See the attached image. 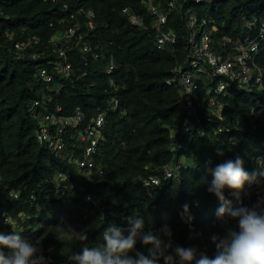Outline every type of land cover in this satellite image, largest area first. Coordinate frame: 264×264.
I'll return each instance as SVG.
<instances>
[{
  "label": "trees",
  "instance_id": "1",
  "mask_svg": "<svg viewBox=\"0 0 264 264\" xmlns=\"http://www.w3.org/2000/svg\"><path fill=\"white\" fill-rule=\"evenodd\" d=\"M148 1L0 0V233L15 229L29 242H39L45 257L51 255V264H74L69 256L80 252L85 243L58 240V226L86 231V243L92 246L102 242L103 231L112 224L127 234V220L136 214L143 218L145 233L167 225L173 247L194 246L213 257L216 247L211 237H223L228 228L237 227V221L217 218L219 201L208 191L212 171L239 156L245 170L253 173L252 159L264 160V47L255 60L261 85L248 94L231 89L224 98L223 119L201 122L208 128V136L170 138L169 129L183 121L176 86L165 84L175 60L169 52L155 48ZM79 8L95 14V28L82 25L81 29L80 43L91 50L68 51L71 72L66 77L54 69L58 58L53 41L64 34L70 15ZM192 9L199 18L216 23L213 50L217 54L221 37L244 35L245 24L253 15L264 20V0H205ZM130 14L142 18L144 27H132ZM170 27L176 30L180 55L186 48V28L180 21H173ZM28 35L36 36L38 42L18 59L10 49L15 40ZM37 55L39 58L32 59ZM109 59L117 66L113 75L106 73ZM41 69L53 75L51 84L37 81ZM112 96L118 100L115 108ZM49 98L52 112L56 106L62 108L60 117L73 116L76 108L85 120L104 114L103 140L89 175L69 164L68 151L49 150L36 140L37 120L29 110L33 101L47 102ZM217 125L234 128L240 133V143L231 145L226 136H213ZM177 144L179 148L171 152ZM179 161L181 167L165 179L161 169ZM157 170L160 185L150 201L143 180ZM12 191L19 194L18 199L10 198ZM225 197L233 208L252 207L264 198V176L246 183L238 197L226 189ZM186 204L188 214L183 211ZM6 219L10 222L5 223ZM223 224H227L226 230ZM136 251L147 253L139 241Z\"/></svg>",
  "mask_w": 264,
  "mask_h": 264
},
{
  "label": "built area",
  "instance_id": "2",
  "mask_svg": "<svg viewBox=\"0 0 264 264\" xmlns=\"http://www.w3.org/2000/svg\"><path fill=\"white\" fill-rule=\"evenodd\" d=\"M205 0H150L146 3L147 13L151 16L154 31L156 50L169 52L174 58L171 69V77L165 81L169 87L176 86L179 93L180 112L183 117L181 124L169 129L170 138H181L186 134H195L199 137L209 135L207 127L201 125L204 119L208 121L223 119L225 111L224 98L229 91L251 93L256 85H261L262 76L256 67L255 60L261 48L264 47V20L253 15L246 22L244 35L235 37L223 36L218 45L221 48L219 54L213 50V34L217 32L216 23L212 19L199 18L193 11L192 5L202 4ZM213 1V0H208ZM65 9H67L65 7ZM125 14L129 11L125 9ZM69 19L71 23L67 26L64 34L53 41L58 63L54 65L55 71L68 76L71 72V63L68 60V51L78 49L81 53L90 52L91 48L81 44V29L85 25L89 30L95 28V14L92 10L79 8ZM173 21H180L186 28V48L182 54H178V38L175 29L170 27ZM130 25L134 28H143L142 18L137 15H129ZM11 40L12 35L7 33ZM38 38L34 35L25 36L24 40H15L10 49L20 59L31 44H36ZM96 59L99 56H94ZM39 56H33L37 59ZM117 66L113 59H109L106 73L113 75ZM54 77L48 70L41 69L37 74V81L49 85ZM110 85L115 88L114 81ZM264 91V86L261 85ZM60 89L56 90V95ZM117 97L112 96L111 106L117 107ZM53 100L47 102L33 101L29 113L37 120L36 140L49 150L56 152L68 151V162L78 170L85 171L89 175L94 168V155L100 142L103 140L101 129L104 125V114H98L85 120L79 108L75 109L71 117H60L62 108L56 106L54 112L50 110ZM205 109V113L203 110ZM255 118L258 115L254 114ZM64 132V136L62 134ZM232 127L217 125L213 129V136L224 135L231 145L240 143L241 138ZM179 145L170 148L175 151ZM76 153L79 156H76ZM255 156L251 161L253 172L260 171ZM262 160V159H261ZM181 167V162L169 164L161 169V174L168 179L174 176V172ZM98 175H103L102 169H97ZM260 178V177H259ZM160 185L159 170L143 180L145 196L152 201L154 192ZM10 198L18 199L17 192H10ZM245 196H249L248 190ZM8 219L5 223H9ZM51 252L52 250L49 249ZM49 264L52 263L51 255Z\"/></svg>",
  "mask_w": 264,
  "mask_h": 264
},
{
  "label": "clouds",
  "instance_id": "3",
  "mask_svg": "<svg viewBox=\"0 0 264 264\" xmlns=\"http://www.w3.org/2000/svg\"><path fill=\"white\" fill-rule=\"evenodd\" d=\"M257 166L260 171L249 173L244 168V161L237 156L212 171L208 191L219 201L217 218L237 221V227L228 228L223 237H211L216 247L213 257L194 246L173 247V234L167 225L145 233L143 218L138 214L128 218L127 234L112 224L103 231L102 242L92 246L86 243V231L77 232L70 225L57 227V239L85 242L80 252L69 256L74 264H160L161 261L163 264H264V198L258 199L252 207L233 208L225 197L226 189L238 197L246 183L256 182L258 177L264 176V160L258 159ZM183 211L188 214L187 204ZM138 241L147 249L146 254L136 251ZM39 245V242H29L15 229L11 233H0V264H49V258Z\"/></svg>",
  "mask_w": 264,
  "mask_h": 264
},
{
  "label": "rangeland",
  "instance_id": "4",
  "mask_svg": "<svg viewBox=\"0 0 264 264\" xmlns=\"http://www.w3.org/2000/svg\"><path fill=\"white\" fill-rule=\"evenodd\" d=\"M222 228H223L224 230H226V229L228 228L227 224H223V225H222Z\"/></svg>",
  "mask_w": 264,
  "mask_h": 264
}]
</instances>
